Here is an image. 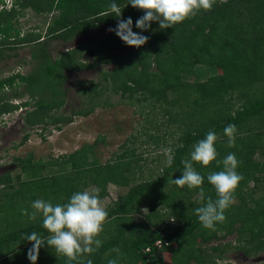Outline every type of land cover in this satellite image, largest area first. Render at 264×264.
Wrapping results in <instances>:
<instances>
[{
    "label": "trees",
    "instance_id": "trees-1",
    "mask_svg": "<svg viewBox=\"0 0 264 264\" xmlns=\"http://www.w3.org/2000/svg\"><path fill=\"white\" fill-rule=\"evenodd\" d=\"M113 2L123 10L120 19L131 17L133 31L149 37L145 45L130 47L110 31L56 58L51 56L49 40L66 42L104 25L116 28L118 18L108 11ZM27 9L45 16L46 36L42 32L21 34L16 19ZM144 14L128 0H14L10 9L0 11V58L9 44L33 43L39 47L32 56L40 59L33 72L0 78V116L19 107L7 100L5 89L13 90L14 95L17 85L23 83L29 96L37 98L35 107L25 115L29 125L70 123L72 117L54 111L66 101V73L113 63L112 70H103L101 80L83 86L82 92L90 95V107L74 114L86 116L97 106L112 107L115 102L107 93L119 94V102L147 107L154 114L160 112L182 130L172 144V162L163 166L162 175L136 184L142 153L123 143L121 151L100 162L94 151L105 137L57 158L36 159L32 153L15 157L25 177L22 173L12 177L10 172L0 177L1 264H6L8 258L29 260L32 243L23 240L25 233L48 235L41 217L29 220L21 209L31 211V202L36 199L66 203L74 192L91 186L99 189L102 200L111 183L127 187V191L105 206L108 215L98 237L103 243L96 252L84 254L72 264H87L89 259L93 264H107L109 259L117 258L112 251L117 247L118 264H222L231 244L220 240L233 234H237L234 248L247 256L264 251V0H215L211 10H200L168 29H160L156 21L148 31L137 28L135 23ZM11 38L15 40L11 42ZM88 50L94 55L90 62L82 57ZM199 66L213 68V74L192 81L191 77L199 74ZM30 104L24 102V106ZM174 104L179 109L174 111L169 106ZM228 124L237 129L234 147L227 146L224 135ZM210 130L219 137L215 143L217 160L206 167L193 164L204 177L203 196L200 188L167 185L168 179L182 176V161L190 159L192 146ZM27 139L28 135L21 143ZM229 153L237 157L236 170L242 180L234 193L235 202L225 211L226 220L217 223L214 230L205 229L194 209L203 206L209 197L216 199L207 175L223 170L218 162ZM250 183L254 184L252 188ZM259 190L263 194L255 199L254 192ZM143 205L148 208L146 215L142 213ZM137 215L144 220H138ZM200 236L205 238L200 240ZM158 239L169 241L161 251L171 254V262L158 255L159 249L153 246ZM216 241L219 243L208 245ZM36 264L68 262L45 244Z\"/></svg>",
    "mask_w": 264,
    "mask_h": 264
},
{
    "label": "rangeland",
    "instance_id": "rangeland-1",
    "mask_svg": "<svg viewBox=\"0 0 264 264\" xmlns=\"http://www.w3.org/2000/svg\"><path fill=\"white\" fill-rule=\"evenodd\" d=\"M8 2L9 4L11 3L10 0ZM16 20L18 21H16L17 27L20 28L22 35L31 32H42L46 36L47 21L45 22L44 15H38L31 9H27L25 15H20ZM111 28L112 25H104L86 35L74 37L66 42L49 40L48 51L53 58H56L63 51L72 49L84 41L109 34V29ZM13 40L15 38L10 39L11 42ZM38 47L39 45L33 43L23 45L14 43L5 46L0 58V78L17 72L21 74L33 72L38 66L40 59L33 58L32 53L38 52ZM82 57L90 62L93 60L94 55L91 50H88ZM113 67L114 64L110 63L94 69L69 71L66 73V80L63 85L64 90L67 91L66 101L59 109L54 111L59 116L72 117L70 123L61 121L57 124L29 125L26 122L25 115L35 107L37 98L33 99L29 96L23 83L17 85L15 89L17 92L14 91V95L13 90L5 89L7 100L18 106L20 105V107L5 113L6 115L0 116V177L8 172L11 173L12 177H16L20 173L23 174V178L25 177L24 172L21 170L22 164L15 162V157H26L32 153L36 159L48 160L50 157L57 158L71 153L86 143H93L96 139L102 137H105V141L98 143L94 151V156L100 162L104 163L116 152L121 151L120 146L123 143L136 147L137 153H142V160L138 167V180L133 184L161 176L163 166L168 163V155H171L172 144L181 135L182 131L175 123L168 121L169 116H162L160 112H155L154 114L151 109L149 111L144 106L121 103L119 102V94L110 93L107 94L111 96V102H115L114 106H97L94 111L86 116L74 114V111L90 107L88 104L90 95L86 96L82 92L83 86L86 87L90 82H98L102 79L103 70H112ZM212 74L213 68L199 66V74L191 77V80H205ZM17 93L21 95L17 96ZM44 94L46 93L44 92ZM40 96L38 95L37 97ZM105 96V94L102 95L103 99ZM25 101H31V104L27 107H21ZM169 106L174 108V111L179 109V106L175 104L174 106ZM57 125H62V128L58 129ZM45 126L46 128H44ZM26 135H28V139L23 144L21 142ZM152 135L154 138H152ZM166 149L170 151L166 152ZM258 157L259 155H257ZM253 186L254 184L250 183L249 187L252 188ZM90 188L94 187L91 186ZM164 189L167 190L168 187ZM126 191L127 187H120L113 183L109 184L107 195L102 198L104 207L117 200ZM1 194L2 192L0 191V200ZM261 194L263 192L259 190L254 192L253 196L258 199ZM147 212V206L143 205V215H146ZM135 217L138 220H144L141 215ZM169 222H172V220L170 219ZM1 225L0 212V235ZM236 235L233 234L220 240L223 244H231V247L224 253L225 258L220 262L222 264H261L264 261V251L252 257L247 256L243 250L234 248L237 244ZM204 238V236H200L199 239L203 240ZM217 243L219 241L208 245ZM158 255L171 262V254L168 252L159 251ZM27 262L29 263L30 261L20 257L8 258L5 261L6 264H27Z\"/></svg>",
    "mask_w": 264,
    "mask_h": 264
},
{
    "label": "clouds",
    "instance_id": "clouds-1",
    "mask_svg": "<svg viewBox=\"0 0 264 264\" xmlns=\"http://www.w3.org/2000/svg\"><path fill=\"white\" fill-rule=\"evenodd\" d=\"M7 0H0V11L10 9ZM215 0H128L133 8L144 11L135 26L142 31L151 29L153 21L159 22L160 29L173 28L177 23L194 16L200 10H211ZM109 14L118 18L116 28L109 31L115 34L130 47H142L149 37L133 31V20L120 19L121 8L113 2L109 6ZM24 106V103L21 107ZM20 107V105H19ZM27 107V106H25ZM6 115V114H5ZM224 135L227 137V146H235V133L237 131L234 124H228L224 128ZM219 137L215 131H209L206 137L196 142L190 153V159L182 161V176L177 179H168L167 185L173 184L178 187L187 186L189 189L200 188L203 196L204 177L193 166L194 162L202 166H209L217 160V150L215 143ZM166 152L170 150H165ZM168 163L171 164L173 157L168 155ZM223 170L211 172L207 175V181L214 186L216 199L211 197L200 207L194 209L199 222L205 229L214 230L217 223L226 220L225 211L235 202L234 193L242 180V176L237 172L238 160L234 153H229L222 161ZM31 211L27 208L21 209L22 215L29 220L35 221L37 217L42 218V227L47 230L48 235L43 236L36 231L30 234L25 233L23 240L32 243L28 249L27 257L31 264H36L41 247L45 244L54 249L57 255L67 258L68 264L77 261L84 254L96 252L102 245L99 234L103 231V223L107 218V210L99 196V189L90 188L74 192L66 203H53L51 200L36 199L31 202ZM117 254L116 259H109L107 264H118L120 249L113 248ZM87 264H93L92 260H87Z\"/></svg>",
    "mask_w": 264,
    "mask_h": 264
},
{
    "label": "built area",
    "instance_id": "built-area-1",
    "mask_svg": "<svg viewBox=\"0 0 264 264\" xmlns=\"http://www.w3.org/2000/svg\"><path fill=\"white\" fill-rule=\"evenodd\" d=\"M7 1H9V0H7ZM10 2L12 3V0H10ZM9 4L8 6H11L12 4ZM0 8H1V6H0ZM164 245H169V241L168 240H166V239H158L155 243H154V247H156V248H158L159 249V251H161L162 249H163V246ZM151 249V247H148V248H146V250H150Z\"/></svg>",
    "mask_w": 264,
    "mask_h": 264
},
{
    "label": "flooded vegetation",
    "instance_id": "flooded-vegetation-1",
    "mask_svg": "<svg viewBox=\"0 0 264 264\" xmlns=\"http://www.w3.org/2000/svg\"><path fill=\"white\" fill-rule=\"evenodd\" d=\"M225 258V257H224Z\"/></svg>",
    "mask_w": 264,
    "mask_h": 264
}]
</instances>
